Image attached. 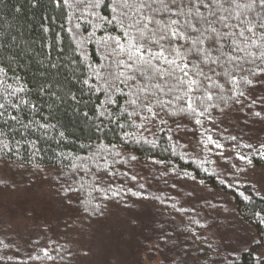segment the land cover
<instances>
[{
	"label": "trees",
	"instance_id": "obj_1",
	"mask_svg": "<svg viewBox=\"0 0 264 264\" xmlns=\"http://www.w3.org/2000/svg\"><path fill=\"white\" fill-rule=\"evenodd\" d=\"M105 4L96 11L111 18L109 0ZM96 24L77 0L60 6L55 0H0V103L5 104L0 109V163L38 174L47 170L53 195L70 200L88 221L102 219L108 205L147 200L176 216L188 240L196 236L213 248L216 260L205 264H264L257 259L264 247L253 242L254 237L264 239V183L255 176L264 168V156L257 154L264 153V85L241 84L244 95L239 96L205 67L213 79V99L207 100L201 85L191 97L195 112L184 95L187 89L175 79L161 81L164 91L155 97L151 88L141 93L155 115L140 101L130 106L135 96L130 97L123 84L122 92L111 93L116 103L105 104V80H114L122 71L116 62L123 58L111 54L105 41L118 36L120 29ZM21 87L25 91H17ZM241 155L253 163L240 160ZM188 186L196 188L200 198L192 200L195 194ZM5 191L0 185V211L19 221L15 207L2 208ZM225 197L232 199L231 207ZM7 221L4 217L0 224V264L73 262L66 227L32 220L13 234ZM159 225L149 224L146 229L153 233L141 238L140 256L144 260L146 254L148 261L137 259L134 264H155L154 254H162L168 240ZM243 229L250 233L241 235ZM171 258L157 264H185L181 256Z\"/></svg>",
	"mask_w": 264,
	"mask_h": 264
},
{
	"label": "snow or ice",
	"instance_id": "obj_2",
	"mask_svg": "<svg viewBox=\"0 0 264 264\" xmlns=\"http://www.w3.org/2000/svg\"><path fill=\"white\" fill-rule=\"evenodd\" d=\"M55 2L58 6L68 4V0ZM77 3L84 4L95 16L97 27L115 24L120 29L118 36H108L105 41L112 50L111 54L123 56L116 62L117 68L122 71L115 75L114 80H105V104L116 103L111 93L113 90L122 92L119 85L123 84L129 87V96H135L129 99L130 106H139L140 101L149 113L155 115L148 97L141 99V93L151 88L155 97L157 92L164 91L161 81L167 82L169 79H175L187 89L184 95L189 108L192 94L201 85L205 86L206 98L211 101L213 79L204 71L205 67L213 75L225 79L238 91L239 96L244 95L239 90L241 84L249 88L264 85V0H109L113 13L111 18L96 11L108 6L105 0H77ZM211 65L218 66L221 71L217 73ZM52 67L57 65L53 64ZM93 74L101 78L96 70H93ZM109 76L112 74L109 73ZM83 83L88 85L89 80ZM89 87L97 90L95 85ZM216 87L223 86L216 84ZM132 89L136 90L135 93ZM17 91L23 92L25 89L21 87ZM71 99L79 103L75 95ZM21 103L27 101L21 100ZM0 109H5V104L0 103ZM191 110L195 112V108ZM2 115L4 113L0 112ZM255 115L259 117L260 112ZM11 119L15 120L16 117L12 116ZM257 154L264 156L259 150ZM239 159L249 165L253 163L251 158L244 155ZM260 223L264 224V217L260 218ZM253 242L264 247V239L254 237ZM257 259L264 260V252Z\"/></svg>",
	"mask_w": 264,
	"mask_h": 264
},
{
	"label": "rangeland",
	"instance_id": "obj_3",
	"mask_svg": "<svg viewBox=\"0 0 264 264\" xmlns=\"http://www.w3.org/2000/svg\"><path fill=\"white\" fill-rule=\"evenodd\" d=\"M260 90L264 94V87ZM48 173L45 170L43 174H38L25 166L12 168L0 163V185L6 189L2 208L15 207L22 217L19 221L11 220L10 214L0 211V224H3L4 217L7 218L13 234L21 230L17 226H23L26 221L33 220L39 224L52 221L57 229L66 227L75 254L71 264H134L137 259L148 261L146 254L144 260L140 256L141 238L153 233L151 229H146L149 224L159 223L157 228L161 226L168 243L164 244L162 254H154L155 264L169 257L177 260L178 256L185 264H205L216 260L213 256L215 251L209 244L196 236L192 241L188 240L176 225V216L147 200H135L130 206L108 205L102 219L86 220L75 211L71 201L64 202L53 195L49 188L52 174ZM255 176L264 183V168ZM186 189L195 194L192 200L200 198L193 186ZM231 200L224 198L230 207ZM212 232L217 236V229L212 228ZM248 233L243 229L241 235Z\"/></svg>",
	"mask_w": 264,
	"mask_h": 264
}]
</instances>
